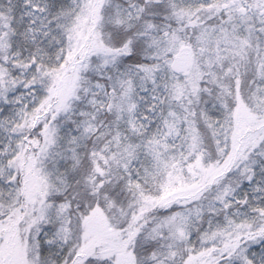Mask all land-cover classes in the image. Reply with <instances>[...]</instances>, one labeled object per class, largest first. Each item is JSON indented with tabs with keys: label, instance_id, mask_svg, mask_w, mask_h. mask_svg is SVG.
Listing matches in <instances>:
<instances>
[{
	"label": "snow or ice",
	"instance_id": "1",
	"mask_svg": "<svg viewBox=\"0 0 264 264\" xmlns=\"http://www.w3.org/2000/svg\"><path fill=\"white\" fill-rule=\"evenodd\" d=\"M0 264H264V0H0Z\"/></svg>",
	"mask_w": 264,
	"mask_h": 264
}]
</instances>
